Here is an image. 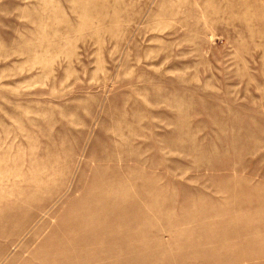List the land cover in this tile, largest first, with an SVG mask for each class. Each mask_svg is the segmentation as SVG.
Wrapping results in <instances>:
<instances>
[{
  "label": "rangeland",
  "instance_id": "1",
  "mask_svg": "<svg viewBox=\"0 0 264 264\" xmlns=\"http://www.w3.org/2000/svg\"><path fill=\"white\" fill-rule=\"evenodd\" d=\"M0 264H264V0H0Z\"/></svg>",
  "mask_w": 264,
  "mask_h": 264
}]
</instances>
